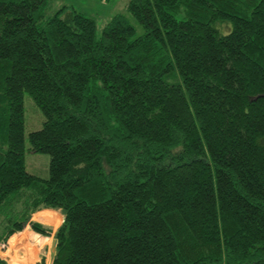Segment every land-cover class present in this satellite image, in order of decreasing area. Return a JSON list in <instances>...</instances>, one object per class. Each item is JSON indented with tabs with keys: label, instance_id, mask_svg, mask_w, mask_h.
Segmentation results:
<instances>
[{
	"label": "trees",
	"instance_id": "obj_1",
	"mask_svg": "<svg viewBox=\"0 0 264 264\" xmlns=\"http://www.w3.org/2000/svg\"><path fill=\"white\" fill-rule=\"evenodd\" d=\"M48 2L0 0V247L54 209L51 264H264V0H128L138 37Z\"/></svg>",
	"mask_w": 264,
	"mask_h": 264
},
{
	"label": "rangeland",
	"instance_id": "obj_2",
	"mask_svg": "<svg viewBox=\"0 0 264 264\" xmlns=\"http://www.w3.org/2000/svg\"><path fill=\"white\" fill-rule=\"evenodd\" d=\"M128 0H49L47 18L52 17L60 8L69 7L77 10L87 17H91L96 23V35L100 36L103 27L115 16L123 15L135 31V37L144 33L143 28L127 12ZM24 118V166L25 171L42 179L49 177L50 157L47 154L35 153L30 150L28 134L41 129L44 116L33 100L27 95L23 96ZM59 223V218L54 225ZM49 262L48 256L44 258ZM45 260H42L44 264ZM14 264L15 262L12 261ZM16 264V263H15Z\"/></svg>",
	"mask_w": 264,
	"mask_h": 264
},
{
	"label": "crops",
	"instance_id": "obj_3",
	"mask_svg": "<svg viewBox=\"0 0 264 264\" xmlns=\"http://www.w3.org/2000/svg\"><path fill=\"white\" fill-rule=\"evenodd\" d=\"M41 216L38 217L37 216ZM59 218V225L55 226L54 221ZM63 221V215L59 210L54 209H41L31 215L29 222L20 230L11 235L5 245L0 247V259L6 264H40L45 260L44 264H51L49 253L52 241L54 240V233ZM39 223L52 229V234L49 237H44L35 233L31 229L32 223ZM23 233L27 234L24 241L19 240V236ZM13 238L16 239L15 243L11 242ZM48 256L49 262L44 259ZM14 263V264H15Z\"/></svg>",
	"mask_w": 264,
	"mask_h": 264
},
{
	"label": "water",
	"instance_id": "obj_4",
	"mask_svg": "<svg viewBox=\"0 0 264 264\" xmlns=\"http://www.w3.org/2000/svg\"><path fill=\"white\" fill-rule=\"evenodd\" d=\"M56 244H57V241H56V239H54L52 241L51 249H50V253H49L50 263H52V261L54 259Z\"/></svg>",
	"mask_w": 264,
	"mask_h": 264
},
{
	"label": "built area",
	"instance_id": "obj_5",
	"mask_svg": "<svg viewBox=\"0 0 264 264\" xmlns=\"http://www.w3.org/2000/svg\"><path fill=\"white\" fill-rule=\"evenodd\" d=\"M1 247H3V246H1Z\"/></svg>",
	"mask_w": 264,
	"mask_h": 264
}]
</instances>
